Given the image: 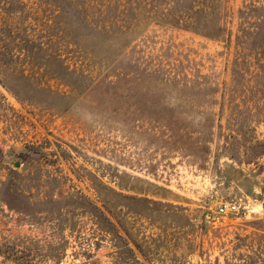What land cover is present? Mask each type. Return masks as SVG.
<instances>
[{
  "label": "rangeland",
  "instance_id": "rangeland-1",
  "mask_svg": "<svg viewBox=\"0 0 264 264\" xmlns=\"http://www.w3.org/2000/svg\"><path fill=\"white\" fill-rule=\"evenodd\" d=\"M108 1L0 0V264H264V0L214 39Z\"/></svg>",
  "mask_w": 264,
  "mask_h": 264
},
{
  "label": "trees",
  "instance_id": "trees-1",
  "mask_svg": "<svg viewBox=\"0 0 264 264\" xmlns=\"http://www.w3.org/2000/svg\"><path fill=\"white\" fill-rule=\"evenodd\" d=\"M51 1L61 2L62 6L67 8L65 13H72V10L69 9L70 0ZM112 1L116 2V5L118 1L122 2L123 11L127 14H135L138 9H146L160 23L180 29L191 30L209 39L218 38L227 32L223 21L219 17L215 0H109L107 4L103 5L108 7ZM241 31L246 37V43L250 49L257 50L258 53L263 52L264 13L257 22H254V28L252 30L241 28ZM63 69L66 74L73 73V70H70L67 66L63 67ZM36 87L41 91H51L49 88L41 86L40 84H37ZM245 151L257 155L264 154V140H254L252 144L246 146ZM20 155L24 158L26 152H21ZM93 207L97 209L95 205ZM108 222L111 223V221Z\"/></svg>",
  "mask_w": 264,
  "mask_h": 264
},
{
  "label": "built area",
  "instance_id": "built-area-1",
  "mask_svg": "<svg viewBox=\"0 0 264 264\" xmlns=\"http://www.w3.org/2000/svg\"><path fill=\"white\" fill-rule=\"evenodd\" d=\"M238 209L236 202H223L220 204L218 211L220 213L234 212Z\"/></svg>",
  "mask_w": 264,
  "mask_h": 264
},
{
  "label": "water",
  "instance_id": "water-1",
  "mask_svg": "<svg viewBox=\"0 0 264 264\" xmlns=\"http://www.w3.org/2000/svg\"><path fill=\"white\" fill-rule=\"evenodd\" d=\"M16 166H18V164H16Z\"/></svg>",
  "mask_w": 264,
  "mask_h": 264
}]
</instances>
